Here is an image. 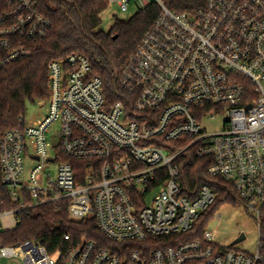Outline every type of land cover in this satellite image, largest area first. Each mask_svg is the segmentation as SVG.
<instances>
[{"label": "built area", "instance_id": "built-area-1", "mask_svg": "<svg viewBox=\"0 0 264 264\" xmlns=\"http://www.w3.org/2000/svg\"><path fill=\"white\" fill-rule=\"evenodd\" d=\"M155 2L161 13L121 73L127 98L109 102L90 58L73 52L49 64L45 117L0 139V187L18 204L0 217L66 199L71 219H94L110 244L66 235L72 244L57 258L33 241L0 244V260L264 264L261 242L254 253L223 246L208 226L201 236L184 238L217 193L206 184L198 191L184 187L180 165L191 150L210 159L208 174L233 182L243 203L262 216L264 0H206L192 12ZM38 3L0 0V71L49 32ZM109 3L126 12L131 0ZM149 4L138 0L141 8ZM219 115L223 128L209 132L205 122ZM218 211L212 219L221 218Z\"/></svg>", "mask_w": 264, "mask_h": 264}, {"label": "trees", "instance_id": "trees-1", "mask_svg": "<svg viewBox=\"0 0 264 264\" xmlns=\"http://www.w3.org/2000/svg\"><path fill=\"white\" fill-rule=\"evenodd\" d=\"M38 2L40 10L51 21V28L43 38L29 42L28 55L0 71V139L8 131L25 125L29 103H48L49 64L73 52L90 58L93 74L102 79L104 94L109 102L127 98L128 93L120 82L122 70L143 37L154 27L161 13V7L153 1L145 8H140L128 21L117 19L110 31L105 32L101 30V15L109 7V0ZM164 2L174 12H192L206 4V0ZM210 164V159L197 158L193 150L180 163L184 187L190 191H198L206 184L217 193L215 201L202 214L194 230L185 235L186 239L201 236L209 221L223 205L243 203L233 182L208 174ZM0 188V211L18 207L8 196L6 186ZM16 215V226L0 231V244L3 246L33 241L45 246L51 253L60 254L72 244L65 239L66 235H70L73 241L86 238L95 240L100 246L110 244L94 219H71L66 199L29 206L18 211ZM262 217L261 251L264 253V210ZM155 239L150 237L149 240L151 242Z\"/></svg>", "mask_w": 264, "mask_h": 264}, {"label": "rangeland", "instance_id": "rangeland-1", "mask_svg": "<svg viewBox=\"0 0 264 264\" xmlns=\"http://www.w3.org/2000/svg\"><path fill=\"white\" fill-rule=\"evenodd\" d=\"M153 1L155 0H148L149 3ZM140 8L141 6L138 5V0H131L129 11L126 12L122 11L117 3L109 5L101 15V30L109 32L117 19L128 21ZM47 107V103L45 105L29 103L25 114L26 124H31L38 119L44 118L47 113ZM224 120L225 117L219 115L215 119H208L205 125L209 132H218L223 128ZM52 136L49 138V141L52 142L51 145L56 146L59 142L58 134L53 133ZM28 167L29 163H26V170ZM218 213H221V218L218 219L215 217L211 219L208 225V229L216 230L215 239L217 242L223 246H230L244 232L246 238L241 242L234 243L235 248L247 253H254L258 250L262 236V216L258 217L256 212L249 209L244 203L238 205L225 204L219 209ZM16 224V214H8L0 217V228L4 230L13 229ZM55 257L57 258L58 254ZM0 264H22V261L18 257L3 258L0 260Z\"/></svg>", "mask_w": 264, "mask_h": 264}, {"label": "water", "instance_id": "water-1", "mask_svg": "<svg viewBox=\"0 0 264 264\" xmlns=\"http://www.w3.org/2000/svg\"><path fill=\"white\" fill-rule=\"evenodd\" d=\"M245 238H246V234H245L244 232H242V233L240 234V236L234 241V243L241 242V241H243ZM234 243H233V244H234Z\"/></svg>", "mask_w": 264, "mask_h": 264}]
</instances>
